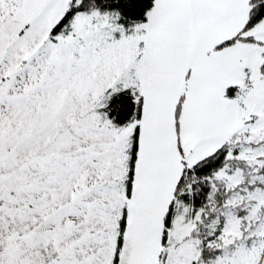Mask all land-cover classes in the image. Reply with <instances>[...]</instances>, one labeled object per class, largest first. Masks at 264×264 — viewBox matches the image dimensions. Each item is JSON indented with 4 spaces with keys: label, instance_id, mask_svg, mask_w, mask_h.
Listing matches in <instances>:
<instances>
[{
    "label": "snow or ice",
    "instance_id": "snow-or-ice-1",
    "mask_svg": "<svg viewBox=\"0 0 264 264\" xmlns=\"http://www.w3.org/2000/svg\"><path fill=\"white\" fill-rule=\"evenodd\" d=\"M0 264H264V0H0Z\"/></svg>",
    "mask_w": 264,
    "mask_h": 264
}]
</instances>
